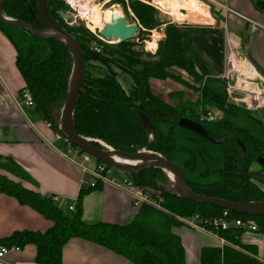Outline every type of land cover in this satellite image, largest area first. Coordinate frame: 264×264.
Returning a JSON list of instances; mask_svg holds the SVG:
<instances>
[{"label":"trees","instance_id":"trees-1","mask_svg":"<svg viewBox=\"0 0 264 264\" xmlns=\"http://www.w3.org/2000/svg\"><path fill=\"white\" fill-rule=\"evenodd\" d=\"M187 1L195 7L200 5L196 0ZM251 1L264 16V0ZM208 5L211 15L222 19V10ZM128 6L143 28L152 30L158 25L154 21V7L137 0H129ZM46 7L50 17L75 39L83 52L85 76L73 110V127L80 137L89 139L91 145L100 149H104L102 143L127 154L158 153L181 169L188 189L197 195L234 203L264 202L261 188L264 170L255 162L257 157L264 158V121L256 119V112L227 102L224 93L200 86L202 78L181 45L199 26L167 23L164 38L157 43L154 54L145 53V61L140 59L144 53L130 51L131 42L108 44L82 25L67 26L56 14L59 10L65 13L68 10L62 1L46 0ZM2 13L32 29H43L36 0H3ZM0 32L15 50V65L24 82L23 88L31 93L33 109L58 130L73 65L68 48L54 38L34 36L1 20ZM94 47L100 51L97 53ZM173 67L191 78L193 85L189 86L171 72ZM113 68L130 76L129 88L122 87ZM153 79L179 82L199 92L200 96L190 102L181 99L180 94H173L170 98L176 103L169 105L153 94L149 84ZM211 109L220 113L217 119L211 123L199 122V114ZM140 114L149 118L152 133L143 127ZM180 118L199 123L216 144L178 127ZM0 170V193L30 207L52 223L43 234L14 232L0 242V245L17 246L20 250L33 245L34 261L38 264H63V246L73 238L101 246L132 264H185L180 238L173 229L185 226V221L189 220L224 241L221 247H203L199 264H264V259L258 258L256 245L240 242L243 230H216L208 225V221L220 218L225 210L178 197L170 191L171 182L161 169L126 173L134 185L145 192L159 191L162 202L159 208L141 205L121 224L83 221L82 199L99 189V182L93 188L81 186L74 210L70 211L69 206L59 207L51 196L24 188L23 182L33 186L35 183L11 158L0 156ZM227 212L231 219L253 220L257 232L264 236V216Z\"/></svg>","mask_w":264,"mask_h":264},{"label":"crops","instance_id":"crops-1","mask_svg":"<svg viewBox=\"0 0 264 264\" xmlns=\"http://www.w3.org/2000/svg\"><path fill=\"white\" fill-rule=\"evenodd\" d=\"M181 1L193 9H202L200 5L195 7L187 0ZM199 1L207 6L208 12H203V22L197 23L208 25L198 27L191 36L181 41V45L202 78L200 86L224 93L227 102L236 106H243L242 103L245 104L249 97H254L253 102L256 103L252 102V105L255 110L264 93V16L251 0H215L214 4L222 10L223 16L216 19L210 13L209 3ZM159 6L162 12L165 11L176 21L166 6ZM246 20L260 28L250 33ZM160 36L155 50L164 33ZM15 55L14 48L0 32V156L11 158L35 183L33 186L23 182L21 185L24 188L45 197H55L56 204L62 203L67 207L75 203L81 182L89 180L90 177L84 172L89 169L74 157H64L63 142L55 139V130L46 126L33 107H26L21 102L19 95L24 82L16 68ZM240 66H247V72H243ZM171 72L189 86L193 85L191 78L182 70L173 67ZM230 77L235 79L234 86L230 84ZM149 84L156 97L158 89L167 91L169 101L160 99L169 105L176 103L170 98L173 94H180L181 99L190 102H195L200 96L199 92L170 79H153ZM249 87L250 91L246 89ZM135 210L129 194L110 183H100L99 189L82 199V219L86 223L101 221L121 224L131 218ZM51 226L49 220L30 207L0 193V242L14 232L43 234ZM173 231L180 238L185 264H199L203 247H221L224 243L216 236L191 227L181 226ZM35 254V247L26 245L19 252L6 255L0 264H38L34 261ZM62 263L132 264L101 246L78 238L70 239L63 246Z\"/></svg>","mask_w":264,"mask_h":264},{"label":"water","instance_id":"water-1","mask_svg":"<svg viewBox=\"0 0 264 264\" xmlns=\"http://www.w3.org/2000/svg\"><path fill=\"white\" fill-rule=\"evenodd\" d=\"M146 4L152 3L153 0H137ZM2 3L3 0H0V20L3 21L6 25L20 27L30 34L41 37V38H54L62 42L69 50L72 59V73L67 87V92L65 95L64 103L62 110L60 112L58 120V130L59 132L75 147L82 150L84 153L91 156L93 159L99 161L100 163L108 166L114 171L134 174L146 170L147 168H158L164 171L170 182L171 188L170 191L175 193L178 197L193 201L196 203L210 205L219 207L223 210L235 212L242 215H251V216H264V202H249V203H234L222 199L212 198L201 196L190 191L185 183L184 175L181 169L173 162L167 160L158 153L150 151H139L135 154H127L120 151H115L108 146H105L108 150H103L97 147H94L89 142V139L80 137L74 130L73 127V110L74 105L77 99V96L82 88L84 76H85V61L83 52L75 41V39L68 34L55 20H53L46 7V0H36V10L40 23L43 26L42 30L32 29L29 25H26L24 22L12 20L6 18L2 13ZM60 18L68 20L71 18L70 15L66 14L62 10L57 11L56 13ZM184 25L192 26H206L208 24L202 23H188L182 22ZM138 31V26L136 24H128L125 16H117L112 14L110 23H106L103 27L97 31L98 38L102 39L105 42L111 41L115 44L125 43L131 40H134ZM110 42V43H111ZM257 114V120H264V93L262 94V106L255 109ZM140 121L142 122L143 127L148 133L153 132L152 124L148 117L143 114L139 115ZM177 126L197 134L207 142L211 144H216V142L208 135L207 131L197 122H194L187 118H180L177 121ZM238 146L241 149H244L243 144L236 140ZM100 143V142H98ZM104 146L102 143H100ZM117 156L122 157H131L139 154L140 152H150L158 155L161 159L140 163L134 166H121L112 162L107 156V153H111ZM256 164L264 170V158L257 157L255 159ZM169 172L173 173V179L170 177Z\"/></svg>","mask_w":264,"mask_h":264},{"label":"built area","instance_id":"built-area-1","mask_svg":"<svg viewBox=\"0 0 264 264\" xmlns=\"http://www.w3.org/2000/svg\"><path fill=\"white\" fill-rule=\"evenodd\" d=\"M66 4H68L73 10H79V6H77L72 0H65ZM212 1V0H211ZM76 2H78L76 0ZM213 0V4H214ZM225 11L228 12V9L224 7ZM248 24V31L250 33H254L257 31L260 27L256 23H253L250 20H246ZM100 39V38H99ZM102 40V39H100ZM103 41V40H102ZM105 42V41H103ZM94 50L98 53L100 49L98 47H94ZM20 100L26 107H33V99L31 96V93L26 88H22L20 91ZM251 107H253L251 103ZM217 115L215 113L211 112L210 110H207L205 112H202L199 114V122H205V123H211L214 122L217 119ZM46 126L48 128H53L51 123L44 121ZM55 139L58 141L63 142V151L62 155L67 158H76L80 159V164L83 163H90L92 159L91 156H89L86 153H79L78 149H76L72 143H70L60 132L59 130L55 131ZM90 178L89 180H83L81 182V186L85 188H93L97 182L99 183H110L118 187L119 189L125 191L129 194L131 198V203L133 208L137 209L141 205H148L155 208L160 207V203L162 202L161 197L158 195H152L151 193L145 192L142 188L137 187L134 185V183L131 181V179L128 177L119 178L118 175H115L114 170L109 168L108 166L104 164H94V168L91 170L84 171ZM52 201L56 202L57 198L52 197ZM69 210H74V203L72 205H69ZM192 221V222H191ZM194 220L185 221V225L190 226L191 228L204 231L201 227L194 224ZM210 227L216 230H227L229 228H236L241 229L243 231H249V232H257L258 228L256 223L251 220H242V219H231L228 216V212L224 211L222 213V216L220 218H214L207 222ZM209 234V233H208ZM20 249L17 246H6V245H0V263L4 260L5 256L9 253L13 252H19Z\"/></svg>","mask_w":264,"mask_h":264},{"label":"rangeland","instance_id":"rangeland-1","mask_svg":"<svg viewBox=\"0 0 264 264\" xmlns=\"http://www.w3.org/2000/svg\"><path fill=\"white\" fill-rule=\"evenodd\" d=\"M60 1H62L68 7V10H67L66 14L71 16V18L68 19V20H64V19L61 18L62 21L67 26L82 25V26L86 27L89 31H91L93 33H97V30H95V29L90 30V27H89L90 25L89 24H91V23H90V21H88V19H86L87 18L86 16L83 17L82 14H80V11H79V14H78V11L77 10H73L68 4H66L65 0H60ZM128 1L129 0H96V3H97V5L100 6L102 12H107L108 11V13L111 12V8L112 7L116 6L117 8H119L121 13L125 16L128 24H136L138 26V31H137L136 37L134 38V40L128 41V42L133 43V46L130 47V49H131L130 51L131 52L132 51L133 52H139L141 54L144 53V54H142L140 59H144L145 61H147L146 60L147 56L145 55V53H150V54H154L155 53L156 50L154 49V41L161 38L160 35H162V32L164 33L165 28H166V24L167 23H173V24H176V25H180L181 23L174 21L168 14H165V11L162 12L163 9L159 8L160 7L159 4H156V3L153 2L151 5L150 4L149 5L154 7V9L156 10L154 12V21H156L158 23V25L152 30L151 29L150 30L145 29L139 24L138 20L136 19L134 14L131 12V10H130V8L128 6ZM204 1L206 3L215 5V4H213V0L212 1L211 0H204ZM197 3L203 4L199 0H197ZM203 5H205V4H203ZM201 10L204 13L206 12L204 9H201ZM207 10H208V8H207ZM109 22H110V18H108L107 20L103 21V25L106 24V23H109ZM140 38L141 39L143 38V40L140 41ZM150 39H151V41H149ZM110 42L111 41L105 42V43L115 44V43H112V42L110 43ZM152 50H154L153 53H152ZM113 69L117 72V78H118V81L120 82V84L122 85V87L125 88V89L129 88L131 83H132V80H131L130 76L127 75V74L121 73L120 71H118L115 68H113ZM230 73H233V72L231 71ZM229 76H231V75H229ZM229 81H230L231 86H234L235 79L232 80L231 77H230ZM165 85H167V84H165ZM182 86H184V85H182ZM246 89L249 90V91L251 90L250 87L246 88ZM166 92H167L166 90L158 89V91L156 92V94L158 95L157 97H159V98H161V99H163L165 101L168 100ZM253 98L254 97H249L245 101L246 103L245 104L242 103L243 106H239V107H241L243 109H246V110H249V111H252V112H255L254 108L251 107V103L253 102ZM253 103H256V102H253ZM259 105L262 106V96L260 98V104H258L257 108L259 107ZM212 111H214L213 113H215V115H217V116L220 115V113L218 111H216L214 109ZM105 146L106 145L103 146L104 147L103 150H108ZM78 160L80 161V159H78ZM94 164H95V161L91 160L90 163H88V164L87 163H83L82 165H86L88 167V169L91 170V169L94 168ZM1 172L2 171L0 170V173ZM114 173H115V175H118L117 177H119V178H123V177H127L128 178L126 173H121V172H117V171H114ZM87 178H88V176H87ZM261 188L264 190V186H261ZM157 193L160 194L159 191H154V192H152V195H156L157 196L158 195ZM57 205L59 207H61L62 209L65 208V206L62 203H59ZM185 226L186 227H190V226H187V225H185ZM206 233H209V232H206ZM209 234H211V233H209ZM210 236H214V235L211 234ZM239 239H240V242L243 243V244H254V245H256L257 248H258V258L259 259H264V236L262 234H260L258 232L244 231L239 236Z\"/></svg>","mask_w":264,"mask_h":264},{"label":"bare ground","instance_id":"bare-ground-1","mask_svg":"<svg viewBox=\"0 0 264 264\" xmlns=\"http://www.w3.org/2000/svg\"><path fill=\"white\" fill-rule=\"evenodd\" d=\"M72 0L77 6H79L78 14L80 11V14H82L83 17H87L88 21H90L91 24L90 30H100L103 27V21L110 18L112 14H115L117 16H121L122 13L116 6L111 8V12H102L99 5H97L96 0ZM153 2V1H152ZM154 3L166 6V9L169 10L173 16V18L176 21L180 22H203V12L201 10L193 9L191 6H189L187 3L181 0H154ZM152 4V3H151ZM200 8L204 9L208 12L207 7L203 4H200ZM182 9H187L188 11L185 12ZM181 10V11H180ZM80 16V15H79ZM110 23V22H109ZM235 64V68H236ZM242 68L243 72H247L248 67L247 66H240ZM240 68V69H241ZM237 69V68H236ZM231 70V69H230ZM230 72V71H229ZM249 74V73H248ZM241 87V85H240ZM106 156L114 163L121 165V166H134L138 165L140 163L144 162H150L155 160H160L161 158L150 152H140L137 155L131 156V157H122L117 156L111 153H107ZM170 177L173 179V173L169 172Z\"/></svg>","mask_w":264,"mask_h":264},{"label":"flooded vegetation","instance_id":"flooded-vegetation-1","mask_svg":"<svg viewBox=\"0 0 264 264\" xmlns=\"http://www.w3.org/2000/svg\"><path fill=\"white\" fill-rule=\"evenodd\" d=\"M257 116V115H256Z\"/></svg>","mask_w":264,"mask_h":264}]
</instances>
